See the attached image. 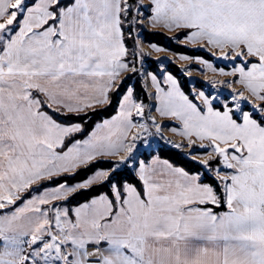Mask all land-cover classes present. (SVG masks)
<instances>
[{
  "label": "snow or ice",
  "instance_id": "obj_1",
  "mask_svg": "<svg viewBox=\"0 0 264 264\" xmlns=\"http://www.w3.org/2000/svg\"><path fill=\"white\" fill-rule=\"evenodd\" d=\"M0 264H264V0H0Z\"/></svg>",
  "mask_w": 264,
  "mask_h": 264
},
{
  "label": "trees",
  "instance_id": "obj_2",
  "mask_svg": "<svg viewBox=\"0 0 264 264\" xmlns=\"http://www.w3.org/2000/svg\"><path fill=\"white\" fill-rule=\"evenodd\" d=\"M147 40H149L151 42H154V43H157L159 45L168 47V48L172 49L173 51H184V50L180 49L179 47L174 46L170 42V40L168 38H166L164 35L159 34V33L147 37ZM185 52H187V54H189V55H197V54H195L193 52H190V51H185ZM204 57H207V56L204 55ZM149 64L151 65V68L154 69V67L152 66V63L149 62ZM168 68H169L170 71L173 72V74H175L181 80V83L184 85L185 90H189L187 88V86H186V80H185V78L180 75L178 69L175 68V67H173V66H168ZM129 84L134 85L135 90H136V95L137 96L143 95L144 96V99H145V102H147L146 95L143 94V92H142L141 83H140L139 79L137 78V76H132L131 79H128L125 82V88ZM123 90L124 89H121V92H123ZM114 108H115V104L113 106L107 108V109H100L95 114L90 113L91 119L89 121V126L91 124L95 123L96 121H98V120H100L102 118H105L108 115H111L114 112ZM160 155H161L162 158L172 159L173 162H176V163H180L181 160H182V156L180 154H177L176 152L171 151V150H167V149H160Z\"/></svg>",
  "mask_w": 264,
  "mask_h": 264
},
{
  "label": "rangeland",
  "instance_id": "obj_3",
  "mask_svg": "<svg viewBox=\"0 0 264 264\" xmlns=\"http://www.w3.org/2000/svg\"><path fill=\"white\" fill-rule=\"evenodd\" d=\"M159 34H162V35H164L166 38H168V37H170L171 35H172V33H159ZM171 42V41H170ZM174 46H176V47H179L180 49H182V50H184V51H190V52H193V53H195V54H197V55H201V56H204V55H206L207 57L209 56V54L207 53V52H204V51H196L194 48H192V47H189V48H184L183 46H181V45H179V44H176V43H174V42H171ZM157 56H159V57H163V58H165V60L167 61L168 60V58H170V53H168V52H163V53H152V55H151V58H150V60H149V62H151L152 63V66L154 67V69H156V64H155V59H156V57ZM206 57V58H207ZM167 66H173V67H175V68H177L178 69V71H179V68H180V66H181V62L180 61H176V63H174V64H172V63H169ZM219 66H224L223 65V63L221 62V63H219ZM193 67H199V66H197V65H193ZM180 73V72H179ZM180 75H181V73H180ZM182 76V75H181ZM184 78H185V80H186V86H187V88L190 90V85L188 84V77H185V76H183ZM137 78L139 79V81H140V83H141V87H142V80L137 76ZM193 78L195 79V80H197V81H200V82H202V78L201 77H199L198 76V74L196 73V72H193ZM146 95V94H145ZM146 100H147V96H146ZM166 124H168V123H170V122H165ZM167 133H169V134H172L171 132H168V131H166ZM173 135V134H172ZM163 149H167V150H171V151H174V152H176L177 154H180L181 156H182V153L178 150H176V149H172V148H163Z\"/></svg>",
  "mask_w": 264,
  "mask_h": 264
},
{
  "label": "built area",
  "instance_id": "obj_4",
  "mask_svg": "<svg viewBox=\"0 0 264 264\" xmlns=\"http://www.w3.org/2000/svg\"><path fill=\"white\" fill-rule=\"evenodd\" d=\"M164 135L165 136H167L169 139H171V140H178L179 138L178 137H175V136H173L172 134H169V133H167L166 131L164 132ZM160 144H161V149H163V148H171L169 145H166V144H164V142L163 141H160ZM173 149V148H172ZM174 150V149H173ZM177 150V149H176ZM178 151V150H177Z\"/></svg>",
  "mask_w": 264,
  "mask_h": 264
}]
</instances>
